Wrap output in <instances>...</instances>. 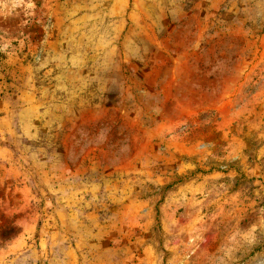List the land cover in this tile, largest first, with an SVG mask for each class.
<instances>
[{"label": "rangeland", "instance_id": "obj_1", "mask_svg": "<svg viewBox=\"0 0 264 264\" xmlns=\"http://www.w3.org/2000/svg\"><path fill=\"white\" fill-rule=\"evenodd\" d=\"M0 264H264V0H0Z\"/></svg>", "mask_w": 264, "mask_h": 264}]
</instances>
